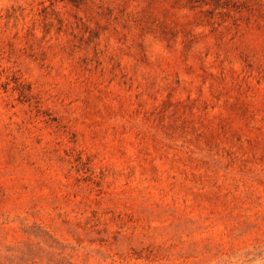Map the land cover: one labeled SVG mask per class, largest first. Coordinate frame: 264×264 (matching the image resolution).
<instances>
[{"label": "rangeland", "instance_id": "374dc122", "mask_svg": "<svg viewBox=\"0 0 264 264\" xmlns=\"http://www.w3.org/2000/svg\"><path fill=\"white\" fill-rule=\"evenodd\" d=\"M0 264H264V0H0Z\"/></svg>", "mask_w": 264, "mask_h": 264}]
</instances>
